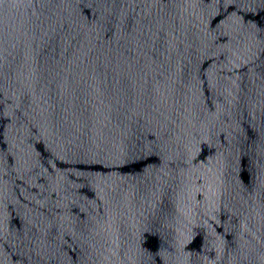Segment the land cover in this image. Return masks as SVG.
<instances>
[{
	"label": "water",
	"instance_id": "water-1",
	"mask_svg": "<svg viewBox=\"0 0 264 264\" xmlns=\"http://www.w3.org/2000/svg\"><path fill=\"white\" fill-rule=\"evenodd\" d=\"M0 264H264V0H0Z\"/></svg>",
	"mask_w": 264,
	"mask_h": 264
}]
</instances>
